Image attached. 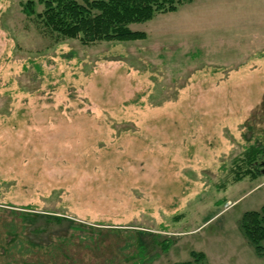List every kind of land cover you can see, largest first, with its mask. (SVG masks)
Listing matches in <instances>:
<instances>
[{"label":"rangeland","instance_id":"rangeland-1","mask_svg":"<svg viewBox=\"0 0 264 264\" xmlns=\"http://www.w3.org/2000/svg\"><path fill=\"white\" fill-rule=\"evenodd\" d=\"M26 1L0 0V264H264L239 226L264 205V153L245 161L264 148V0H193L89 45Z\"/></svg>","mask_w":264,"mask_h":264},{"label":"trees","instance_id":"trees-1","mask_svg":"<svg viewBox=\"0 0 264 264\" xmlns=\"http://www.w3.org/2000/svg\"><path fill=\"white\" fill-rule=\"evenodd\" d=\"M193 0H27L23 10L27 15L35 16L38 22L58 38L77 39L83 45L101 41H131L146 38L144 31L130 29L132 23H142L152 19L156 14L175 12L184 3ZM41 6L38 12L36 6ZM245 161L252 164L257 154L264 153V148L250 147ZM255 165H264V161ZM244 174H252L250 169ZM45 216L47 223L65 222L72 230L83 231V225L63 216L20 213L22 220H36ZM240 230L259 257H264V205L259 210L245 211L239 222ZM142 233V232H137ZM157 237V236H156ZM139 239V238H138ZM155 239L154 241H156ZM137 241V240H136ZM18 242V243H17ZM15 244L22 249L30 250L22 241ZM141 253L145 248L138 240ZM166 246V243L164 244ZM193 261L178 264H206L201 252L192 251ZM141 259L144 258L141 256Z\"/></svg>","mask_w":264,"mask_h":264}]
</instances>
